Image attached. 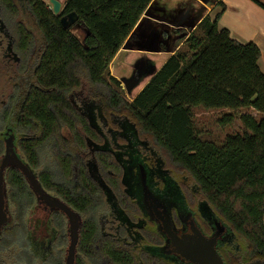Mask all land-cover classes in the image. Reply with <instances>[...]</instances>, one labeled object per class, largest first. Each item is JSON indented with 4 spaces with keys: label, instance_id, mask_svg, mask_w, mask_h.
<instances>
[{
    "label": "trees",
    "instance_id": "trees-1",
    "mask_svg": "<svg viewBox=\"0 0 264 264\" xmlns=\"http://www.w3.org/2000/svg\"><path fill=\"white\" fill-rule=\"evenodd\" d=\"M214 1L222 11L214 19L206 15L187 38L186 48L171 55L132 100L109 74V67L153 0H66L60 15L54 14L46 0H0V32L9 40L8 49L4 48L9 60H0V67L19 79L26 76L27 81V73L33 74L17 119L19 132L25 136L23 151L32 164L42 159L40 148L46 141L59 146L55 154L67 166L74 159L66 148L71 136L82 148L96 139L102 147L112 142L114 149L104 147L96 154L101 166L114 168L116 186L121 188L127 169L132 183L138 182L137 162L143 150L145 182L151 188L173 186L184 205H189L188 190L193 187L212 220L231 236L220 251L225 264H251L264 261L261 48L253 41L236 40L228 28H219L227 5L222 0L210 2ZM254 1L264 8L259 0ZM70 12H76L79 19L65 28L61 17ZM76 25L88 30L83 41L72 32ZM35 30L42 33L44 44ZM10 53L18 63L11 61ZM198 105L249 109L260 117L241 114L242 133L228 135L218 144L197 132L191 109ZM12 108L4 106L5 120ZM93 114L94 120L89 117ZM97 120L100 128L92 123ZM229 120L231 116L225 121ZM123 147L132 152L129 162L134 166L113 152ZM8 177L15 184L10 196L22 216L31 191L17 171H8ZM40 178L43 181L44 174Z\"/></svg>",
    "mask_w": 264,
    "mask_h": 264
},
{
    "label": "flooded vegetation",
    "instance_id": "flooded-vegetation-1",
    "mask_svg": "<svg viewBox=\"0 0 264 264\" xmlns=\"http://www.w3.org/2000/svg\"><path fill=\"white\" fill-rule=\"evenodd\" d=\"M18 96L12 95L0 109V171L7 149H10L9 153L13 150L35 176L47 198L37 193L17 165L7 164L4 169V193L8 222L0 232V264H68L73 236L72 215L77 220L73 264H193L172 251L167 233L150 205V198L178 234L191 233L192 220L208 237L214 236L218 226H221L224 233L216 245L220 254L223 242L231 238L226 227L212 220L203 203L198 205V212L204 225L195 219L196 210L189 205L173 204L169 212L154 194V191L164 192V189L158 186L151 188L145 182L146 173L140 161L137 162L138 182L132 183L131 177H128L130 171L125 167L124 184L121 188L116 186L114 168L101 166L96 154L104 147L114 149L112 142H106L111 140L110 137L105 138L103 147L96 139L82 148L71 136L66 148L72 153L68 154L62 148L64 156L67 153L74 158L70 166L57 159L55 153L59 146L53 147L50 141H46L40 148L42 159L37 165L32 164L22 148L25 136L18 128ZM88 102L95 104L94 101ZM9 105L13 108L5 120L3 108ZM92 123L100 128L98 120ZM32 139L41 140L40 137ZM113 152L122 161L133 159L128 147ZM139 156L140 159L142 153ZM11 170L23 175L31 191L30 199L26 201L27 210L22 216H18L17 206L10 196V189L15 185L9 181L8 171ZM43 174L42 181L40 177ZM58 179L60 182H56ZM127 193L135 199L140 212L138 206H133L127 198ZM58 203L71 213L59 207Z\"/></svg>",
    "mask_w": 264,
    "mask_h": 264
},
{
    "label": "rangeland",
    "instance_id": "rangeland-1",
    "mask_svg": "<svg viewBox=\"0 0 264 264\" xmlns=\"http://www.w3.org/2000/svg\"><path fill=\"white\" fill-rule=\"evenodd\" d=\"M61 1L63 2V8H64L66 0H61ZM192 1L193 0H168L166 2H162L161 0H157V1H154L153 7H155L156 9L160 8L161 10H163V12L165 11L169 13L172 10V13H174V11L176 12V9H179V8L183 9V8L188 7V5L193 6L195 5L194 3H196L199 0H194L195 1L194 3H192ZM203 1H202V4L204 5L205 3H203ZM206 1L207 0H205L204 2ZM46 2L52 9L53 6L50 0H46ZM210 7L211 6L207 8H210ZM150 9H148L147 12L151 11ZM143 16H144V13L141 16L140 20L138 21L137 25H139V22L141 21ZM150 27H153V29L155 30L156 22L152 21L150 24ZM72 32L81 41H83L84 38L88 34V30L82 27L81 25L74 26L72 28ZM146 32L147 34L143 36L144 41L140 39L142 38L141 34L137 36L138 34L136 32L134 34L132 32L131 36L128 37V39L125 41L123 46L120 48V50L118 51V53L112 60L110 67H109V71H110L109 74L116 77L120 81L122 89L124 91V95L129 100L134 99V97L149 82L152 74L157 69H159L160 66H162V64L165 62V60L172 54L171 50H173V52L175 53L179 49L184 50L186 48V40L189 37V35L192 33V30L189 28L188 30L183 29V30H178L174 32L167 31L166 33H169V34H165V35H168L169 37L171 35L169 44L168 42L164 41L165 36L163 35V32H161L160 29H159L158 34H156L155 32L154 33L152 32L149 34L148 29L146 30ZM35 33L37 35L39 42L43 41V44H44L43 35L40 32V30H35ZM173 41L174 43L171 46L170 44ZM8 43H9V40L6 38L4 34L0 32V60L1 61L9 60V57H6V58L4 57L5 56L4 48L8 49ZM11 56L12 54L10 53L11 61L18 63ZM33 59H35V54L32 56V61ZM14 69L17 70L16 68ZM27 75L29 76L28 81L33 80L32 72L27 73ZM28 81L26 79V76L21 75L19 79L17 78V76H15L12 73L8 75L5 72L4 68L0 67V109L3 107V105H5L11 99L12 95H17V94L19 95L17 97V103H18V108L20 109L22 100L25 97L27 89H28V84H27ZM134 81H137V83H135V85L131 87V89L128 90L127 84L128 83L132 84ZM80 101H78V103L81 104ZM85 109H88V108L85 107ZM191 110H192L193 121H194L197 132L201 135L203 139L211 140L218 144H221L228 135H232L235 133H242V131L245 129V126L241 120V117H240L241 114L252 113L254 116H257V118L260 117L256 112H253L252 110H249V109L234 110L228 107L206 108L202 105H198V106L192 107ZM94 111L95 113L97 112L96 108ZM228 115L231 116V120L225 121L227 117H229ZM91 116L89 117L92 118L93 120L96 118L94 114ZM224 118L226 119L224 120ZM126 125H130L129 129L133 128V127L131 128L132 124L128 123V121ZM142 151H140L142 153V157L138 161L141 162V167L145 171V167H146L145 156L146 155H145V152L144 151L142 152ZM129 164H130V167L134 166V163L132 162H129ZM150 174L152 175V172ZM192 191H193V187L190 186V190H188L189 205L196 210L198 219L204 225L203 219L200 217V214L198 212V205L203 200L200 197H196ZM154 194H156L155 197H157L158 200L162 203V206H164L165 208H168L169 212L172 211L171 207L173 204L182 203L181 197L175 192V188L173 186L172 187L165 186L164 192L154 191Z\"/></svg>",
    "mask_w": 264,
    "mask_h": 264
},
{
    "label": "crops",
    "instance_id": "crops-1",
    "mask_svg": "<svg viewBox=\"0 0 264 264\" xmlns=\"http://www.w3.org/2000/svg\"><path fill=\"white\" fill-rule=\"evenodd\" d=\"M154 1L157 0H153L151 5L145 11L143 18L139 22V25H137L133 30V34L136 32L138 34L137 36H139V34L142 35V38H140L142 41H144L143 36L147 34V29L149 30V34L152 32L158 34L160 29L165 36L164 41L168 42L169 44L171 35L170 37L165 35L169 34L166 33L167 31L174 32L183 29L188 30L189 28L193 31L206 15L209 14L214 19L216 15L222 11L220 6H216V1L213 3L211 2V5H208L206 3L207 1L204 2L205 0H199L196 3H194L195 1L193 0L192 3L195 5L192 6L190 4L191 6L188 5L186 8L176 9V12L174 11V13H172L171 10L169 13L165 11L163 12V10L160 8L156 9L153 7ZM161 1L166 2L168 0ZM202 1L206 6L202 4ZM222 1L227 5V9L222 13V16L219 20V28H228L231 32V36L242 43H247L250 41L257 43L261 48L259 66L264 72V8L254 0ZM259 1L264 4V0ZM209 6L211 7L207 8ZM148 9L151 11L147 12ZM152 21L156 22L155 30L153 27H150ZM174 41L170 44L171 46L173 45ZM171 52L172 54L174 53L173 50H171ZM168 58L165 60V62L168 60ZM159 69H157L155 72H157ZM155 72L152 74L151 78Z\"/></svg>",
    "mask_w": 264,
    "mask_h": 264
},
{
    "label": "water",
    "instance_id": "water-1",
    "mask_svg": "<svg viewBox=\"0 0 264 264\" xmlns=\"http://www.w3.org/2000/svg\"><path fill=\"white\" fill-rule=\"evenodd\" d=\"M50 2L53 6L52 10L54 14L60 15L64 9L63 2L61 0H50ZM206 3L208 5H211V2L209 0H207ZM78 19L79 16L76 12H70L61 17V23L65 28H69L70 26L75 24ZM135 83H137V81H134L132 84L128 83V90L131 89V87H133ZM9 151L10 149H7L8 153L4 158L0 171V232L3 226L8 222V214L5 209L6 199L4 193V169L8 163L17 165L25 173L29 182L32 184L37 193L47 198V196H45V194L43 193V190L37 182L35 176L30 172L29 168L19 158H17L13 150H11V153H9ZM57 205L71 213V211H69L67 208H65V206L61 205L60 203H58ZM150 205L153 208L157 218L160 219L163 225V229L167 233V236L170 240V247L172 248L173 252L179 254L181 257H184L186 260L192 262L193 264H225L224 259L219 254L216 248L219 237L224 233V230L221 226H218V229L214 236L208 237L203 234L197 224L192 220L190 222L191 233L178 234L171 228L168 220L163 215V211L157 208L156 204L154 203V200L151 198ZM71 218L73 236L68 264H73L74 248L75 242L77 240V220L74 215H72ZM251 264H264V261L258 260Z\"/></svg>",
    "mask_w": 264,
    "mask_h": 264
}]
</instances>
